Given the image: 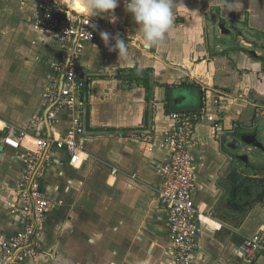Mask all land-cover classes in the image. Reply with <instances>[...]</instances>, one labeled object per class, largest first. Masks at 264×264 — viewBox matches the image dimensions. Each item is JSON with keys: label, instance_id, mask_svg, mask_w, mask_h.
<instances>
[{"label": "crops", "instance_id": "obj_1", "mask_svg": "<svg viewBox=\"0 0 264 264\" xmlns=\"http://www.w3.org/2000/svg\"><path fill=\"white\" fill-rule=\"evenodd\" d=\"M58 1L65 4L68 16L71 8L100 24L111 36L119 34L128 45V54L119 59L118 51L110 50L113 39L109 45L101 38L88 43L81 59L86 90L73 110L65 109L50 121L52 138L58 139L70 131L74 119L80 120L83 162L75 168L64 151L53 147L45 152L43 185L57 207L46 216L40 238L42 252L29 264L168 262V221L154 190L161 183L158 168L169 157L161 144L172 126L170 114L198 110L203 89L213 88L229 93L232 100L221 109L225 135L217 139L207 124L196 132L193 156L199 186L195 205L203 218L211 219L200 227L197 262L264 264V253L253 262L239 257L248 237L264 235V202L239 211L241 202L243 205L249 198L241 191L234 202L228 179L233 167L245 176L264 178V155L259 162L229 163L231 155L225 147L240 134H253L255 125L264 126V27L251 22L247 34L234 23L237 36L224 47H212L205 23L211 12L196 4L185 7L189 17L182 24L173 22L161 45L145 49L142 33L126 11L124 0L115 10L114 23L108 15L91 17L80 11L78 3L68 6L71 0ZM39 3L0 0V146L4 147L0 158V242L17 231L8 207L16 198L14 189L23 178L26 156L36 150L37 138H48L50 133L45 115L50 108V112L54 110V104L48 103L44 94L55 67L64 61L56 37L35 29ZM130 69L149 72L150 93L143 84L122 79L121 72ZM137 132L152 138L131 135ZM9 134L23 137L20 150L4 146ZM113 169L119 173L113 175ZM246 187H252L255 194L264 190L256 183Z\"/></svg>", "mask_w": 264, "mask_h": 264}, {"label": "built area", "instance_id": "obj_2", "mask_svg": "<svg viewBox=\"0 0 264 264\" xmlns=\"http://www.w3.org/2000/svg\"><path fill=\"white\" fill-rule=\"evenodd\" d=\"M5 2L29 3L35 0H2ZM40 12L35 21V29L45 34L54 35L60 44L64 61L55 67L49 89L44 94L46 101L54 104L49 120L58 118L61 111L73 110L78 104L85 89L84 72L81 70V59L88 43L101 38L100 33L107 31L92 19L79 16L78 12L63 9L64 3L58 0H39ZM69 6V5H68ZM74 14L75 16H73ZM72 48L67 72L60 91L61 74ZM201 105L198 110H182L172 112V126L164 135L161 148L168 151L166 162L159 166L161 177L159 187H155L156 202L165 211L168 221V248L166 252L170 260L164 264H199V234L204 221L203 212L195 205L194 193L199 186V175L193 150L197 145L196 132L204 124L209 125L218 139L225 135L222 122V107L232 100L229 93L219 89H203ZM211 91V96L209 95ZM261 116V113H258ZM39 121L38 118H35ZM83 126L79 119H74L69 132L58 139L37 138L36 150L28 153L25 159L23 178L14 189L15 199L8 207V213L14 219L17 231L14 235L0 242V264H29L42 252L40 238L46 216L57 204L44 189L45 152L55 147L64 151L70 165L78 167L82 164L84 152L80 135ZM133 137L152 138L147 133H131ZM23 137L8 135L4 138V146L18 151L21 149ZM118 169L112 174L117 175ZM135 178V177H133ZM264 253V235L257 233L248 237L239 249V257L253 262Z\"/></svg>", "mask_w": 264, "mask_h": 264}, {"label": "clouds", "instance_id": "obj_3", "mask_svg": "<svg viewBox=\"0 0 264 264\" xmlns=\"http://www.w3.org/2000/svg\"><path fill=\"white\" fill-rule=\"evenodd\" d=\"M120 0H78L77 7L82 12H87L91 17L108 15L110 22H115V10ZM126 11L132 16L142 33V45L145 49H151L154 45H161L166 38V33L174 22V0H124ZM105 45H109L110 39L115 44L110 50L118 51L119 59L127 56L128 45L120 38L119 34L111 36L104 31L100 33ZM96 47L95 45H93Z\"/></svg>", "mask_w": 264, "mask_h": 264}, {"label": "water", "instance_id": "obj_4", "mask_svg": "<svg viewBox=\"0 0 264 264\" xmlns=\"http://www.w3.org/2000/svg\"><path fill=\"white\" fill-rule=\"evenodd\" d=\"M67 4V3H66ZM69 5V4H67ZM71 9V8H70ZM73 10V9H72ZM76 11V10H74ZM216 28L219 29L220 34L222 36L227 37V39H231V34L238 33V29L235 24L233 25H226L224 23H219L216 25ZM72 48L69 51V54L66 58L63 71L61 74V84H60V91L63 86V81L67 72V67L69 64L70 56H71ZM253 56L256 55L255 51H251ZM262 59V57H261ZM263 65H264V55H263ZM51 108L47 111L45 115L46 125H48L50 133L48 134V138H52V133L50 130V120H49V113ZM255 132L253 134H240L239 136L231 139L229 143L225 145L227 151L229 152L228 162H245L247 164L250 163L251 157L255 159V161H261L264 155V127L261 125H255L254 127ZM4 150L3 146H0V158L2 157L1 152ZM254 151L261 152V155L254 154ZM253 155V156H252ZM228 179L230 184L233 187L232 191V199L234 202H237L238 193L241 191L245 192V197L249 198L243 205L239 208V211L242 209L249 207L255 203H262L264 202V190L260 193L255 194L254 189L248 188L247 185L257 184L260 187H264V178L263 177H255V176H245L241 172H239L237 167H233L230 174L228 175ZM252 197V198H251ZM251 198V199H250ZM234 209L237 210V204L234 206Z\"/></svg>", "mask_w": 264, "mask_h": 264}, {"label": "rangeland", "instance_id": "obj_5", "mask_svg": "<svg viewBox=\"0 0 264 264\" xmlns=\"http://www.w3.org/2000/svg\"><path fill=\"white\" fill-rule=\"evenodd\" d=\"M174 2L177 4L173 9L174 23L177 24H182L183 21L185 22V19L189 17H187L189 13L185 12L186 6L197 4L207 13L211 12L207 15L208 17L205 19V23L208 31V41L212 47L218 44L224 47L229 40L227 37L222 36L219 29L216 28V25L219 23H237L236 25H239V29L241 28V30L247 34H250L247 27L251 22L259 27H264V0H174ZM68 3L69 5L71 4V6H75L74 4L78 3V0H71V3L70 1ZM235 10L239 11V13L233 12ZM246 10H250L251 12L245 13ZM201 14L203 15V12ZM221 16H224V18H220ZM219 19H221V21H218ZM243 23L245 27L242 26ZM231 37L236 36L232 33ZM231 42H233V40ZM230 45H234V43H231ZM261 51L264 55V49H261ZM182 92L187 94L189 91ZM172 94H176V92L174 91ZM261 126H263V123ZM254 154L261 155L262 153L254 151ZM251 161H255V159L251 157Z\"/></svg>", "mask_w": 264, "mask_h": 264}, {"label": "trees", "instance_id": "obj_6", "mask_svg": "<svg viewBox=\"0 0 264 264\" xmlns=\"http://www.w3.org/2000/svg\"><path fill=\"white\" fill-rule=\"evenodd\" d=\"M120 76L122 77L123 80L135 81L137 83L143 84L147 88V91L150 93V91H151V76H150L148 71H142L139 69L124 70L121 72ZM85 90H86V81H85L84 91ZM82 102L85 103L84 100Z\"/></svg>", "mask_w": 264, "mask_h": 264}, {"label": "flooded vegetation", "instance_id": "obj_7", "mask_svg": "<svg viewBox=\"0 0 264 264\" xmlns=\"http://www.w3.org/2000/svg\"><path fill=\"white\" fill-rule=\"evenodd\" d=\"M218 21H221V19H219ZM226 25H233V24H226ZM238 33H239V31H237ZM235 34V36H237V33H234ZM262 59H263V57H262ZM238 163H243V162H238ZM246 201V200H245ZM244 202V201H243ZM243 202H241V204L240 205H242V203Z\"/></svg>", "mask_w": 264, "mask_h": 264}, {"label": "bare ground", "instance_id": "obj_8", "mask_svg": "<svg viewBox=\"0 0 264 264\" xmlns=\"http://www.w3.org/2000/svg\"><path fill=\"white\" fill-rule=\"evenodd\" d=\"M204 220H207V221H211V219H209V218H203Z\"/></svg>", "mask_w": 264, "mask_h": 264}]
</instances>
